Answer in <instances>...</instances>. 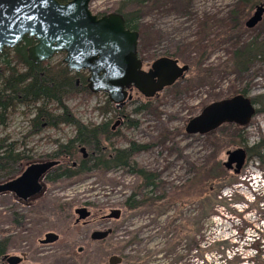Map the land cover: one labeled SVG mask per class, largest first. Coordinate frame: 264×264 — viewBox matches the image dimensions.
<instances>
[{
	"label": "rangeland",
	"instance_id": "rangeland-1",
	"mask_svg": "<svg viewBox=\"0 0 264 264\" xmlns=\"http://www.w3.org/2000/svg\"><path fill=\"white\" fill-rule=\"evenodd\" d=\"M135 1L93 0L90 10L98 16L127 8L135 11ZM149 1L146 8H137L139 24L145 30L139 35L138 56L148 70L166 53L192 50L189 57L178 59L181 67H189L185 77L155 99L147 100L134 92L122 110L111 102L108 107L104 93L73 97L67 106L83 124L107 125L111 135L104 147L125 149L135 142L149 148L138 154L135 162L139 169L158 177L161 187L153 195L157 198L171 196L173 188L191 180L193 166L211 160L207 139L189 137L185 132L208 106L242 93L255 104L256 113L248 126L226 133L234 144L217 155L222 165L229 151L250 148L264 138V56L255 57L241 69L232 60L235 53L250 46L264 48V18L254 29L246 27L254 7L244 22H232L229 15L240 0ZM258 5H264V0ZM201 55L200 64L195 66ZM64 58L61 53L50 61L55 64ZM142 105L146 110L136 113ZM103 107L109 112L102 114ZM31 119L20 110L11 116L6 128H0V140L7 138L16 143V153L26 151L33 157L20 165L15 176L2 182L18 178L30 164L44 162L43 157L53 153L58 142L66 143L75 136V130L67 126L43 128L40 134L30 135ZM227 174L235 184L222 190L218 199L226 201L209 219L202 214L200 204L187 200L188 194L181 198L185 201L181 205L127 211L126 199L138 193L142 184L138 176L120 169L47 180L42 184L44 194L28 200L0 194V239L11 237L13 246L8 255L30 250L26 264H109L112 257L122 259L121 254L128 259L121 264H261L264 248L262 257L254 259L252 243L259 234L264 237V201L256 200L264 196V164L257 158L247 159L239 175ZM84 207L92 213L90 224L75 226V211ZM112 211H120L121 218L103 221L102 217ZM17 216L23 220L22 228L13 223ZM107 230H111L107 238L92 239L94 233ZM47 233L59 235L60 241L36 250ZM224 242L228 244L208 250L214 243ZM80 248L82 253H78Z\"/></svg>",
	"mask_w": 264,
	"mask_h": 264
},
{
	"label": "trees",
	"instance_id": "trees-1",
	"mask_svg": "<svg viewBox=\"0 0 264 264\" xmlns=\"http://www.w3.org/2000/svg\"><path fill=\"white\" fill-rule=\"evenodd\" d=\"M57 1L60 4H67L71 0ZM178 1L183 3L187 0ZM259 1L240 0L235 5V10L229 15L232 22L237 24L244 22L249 12L258 6ZM135 3V11H129L127 8L120 9L116 13L123 16L128 30L137 32L141 36L145 30L139 24L141 15L137 8L144 9L151 2L149 0H138ZM204 24V28L209 26L208 23ZM35 44L33 38L25 37L17 47L14 49L6 48L0 54V128H6L10 123L11 116L16 114L17 111L23 110L24 115L32 116L29 123L30 135L40 134L43 128L58 130L67 126L75 130L74 138L63 144L58 142L56 150L43 157L45 162H58L49 171L46 180L56 182L60 179H72L94 171L108 172L120 169L138 176L142 184L138 193L131 194L126 199L124 207L127 211H138L144 207L163 208L171 203L181 205V203H185L184 200L182 202L181 198L184 194H188L190 196L187 200L190 203L200 204L205 218L209 219L217 214L218 208L223 206L226 201L223 198L218 199L221 197L222 190L225 187L234 185L235 182L232 181L231 177H228L227 171L216 158L219 153L234 144L228 139L226 133L231 132V130L237 133L240 128L234 126L222 127L208 136L206 139L211 146V160L204 165L193 166L191 180L180 187L173 188L171 196L154 198L155 191L161 187L158 177L151 172L139 169L138 164L135 162V157L149 148L135 142H130L125 149H116L114 145L109 149L104 147V143L107 142L105 139L109 138V134L111 135V132L107 130V125L83 124L67 106L68 100L73 99V97H89L91 94H96L89 88L87 73H72L62 61L55 64L51 61L41 64L29 61L28 50ZM191 54L192 50H179L172 54L166 53L165 56L178 60L189 57ZM257 56H264L262 45L250 46L249 49L235 53L232 60L234 66L241 69ZM201 58L202 55L197 59L198 61L195 60V66L200 64ZM242 94L246 96L244 93ZM110 105V101H107V106ZM144 110H146V107L142 105L135 112L139 113ZM108 112L109 109L106 107L101 109L102 114ZM130 125L137 126L133 123H130ZM120 136L119 134L115 138ZM82 148L87 150L88 157L86 159L83 156L82 158L79 157ZM245 150L247 151L248 160L257 158L259 163L264 164V138ZM16 152V143L10 142L7 138L0 140V184L4 183L2 181L5 179L15 176L22 163L33 160V157L30 158L26 155V151ZM75 162L76 166H74ZM143 191L146 194H143ZM256 200L259 203L260 201L263 202L264 196H258ZM12 220L15 226L23 227L24 223L20 217L17 216ZM184 228L185 226H183V230ZM227 244L228 242L214 243L208 250ZM12 246L11 237L0 239V263ZM252 247L254 259H260L262 257L261 248H264L263 235L259 234L254 239ZM121 256L123 261L127 259L123 254ZM235 257H237L236 254ZM261 264H264V261Z\"/></svg>",
	"mask_w": 264,
	"mask_h": 264
},
{
	"label": "water",
	"instance_id": "water-1",
	"mask_svg": "<svg viewBox=\"0 0 264 264\" xmlns=\"http://www.w3.org/2000/svg\"><path fill=\"white\" fill-rule=\"evenodd\" d=\"M92 1L71 0L67 4H60L57 0H0V54L6 48L17 47L25 37L33 38L36 44L28 50L29 61L41 64L64 53L63 62L70 72H88L90 90L106 94L110 102L118 106L125 104L126 90L131 87L141 95L153 98L172 87L178 79L184 78L189 67H179L176 61L169 58H160L153 63L149 72L143 71L138 58L139 34L128 30L123 16L117 13L102 17L93 15L90 11ZM263 15L264 5H259L246 22V27L254 29ZM255 113L251 100L237 95L208 106L188 126L192 134L212 130V122L215 126L225 122L247 126ZM80 152L84 159L88 157L85 148ZM226 156L224 168L239 175L246 164L247 152L237 149L229 151ZM57 164L47 162L38 167L46 172ZM34 177L29 175L26 180L34 184ZM17 181L1 184L0 194L17 193L22 188ZM76 214V224L86 221L91 215L87 208L78 209ZM120 215V211H114L111 217L118 219ZM110 233H94L92 238L103 239ZM59 239L57 234L47 233L39 243L50 246ZM78 251L83 252V248ZM5 258L8 264H20L22 261L15 256ZM121 263L120 258L112 257L109 260V264Z\"/></svg>",
	"mask_w": 264,
	"mask_h": 264
},
{
	"label": "flooded vegetation",
	"instance_id": "flooded-vegetation-1",
	"mask_svg": "<svg viewBox=\"0 0 264 264\" xmlns=\"http://www.w3.org/2000/svg\"><path fill=\"white\" fill-rule=\"evenodd\" d=\"M139 40H140V36H139V38H138V43H139ZM163 57H166V56H163ZM163 57H160V58H163ZM138 58L140 59V57L138 56ZM166 58H169V59H171V60H173V61H176L177 62V65L179 66V67H181L180 66V64H179V61L178 60H176V59H173V58H170V57H166ZM141 60V62H142V70L143 71H145V72H149L150 70H151V67H152V65H153V63L156 61H154L153 63H152V65H151V67L148 69V70H145V68H144V62H143V60L142 59H140ZM158 60V59H157ZM185 77V76H184ZM183 79V78H182ZM181 79H178L176 82H175V84L178 82V81H180ZM174 84V85H175ZM168 89V88H167ZM166 90V89H165ZM164 91V90H163ZM162 91V92H163ZM134 92H136V93H138L139 94V92L134 88V87H131V88H129V89H127L126 90V100H125V104L123 105V106H118V105H116V104H114L115 105V107H116V109H118V110H122L131 100H132V97H133V93ZM161 92V93H162ZM160 93V94H161ZM160 94H158V95H156V96H154L153 98H148V97H145V96H143L145 99H147V100H151V99H155V98H157V97H159V95ZM131 96V99H129V97ZM251 100V99H250ZM251 102H252V104L254 105V103H253V101L251 100ZM202 113H203V111H202ZM202 113H201V115H202ZM189 125V124H188ZM186 126V128H185V132H186V134L189 136V137H193V136H201V137H203V138H207L208 136H210V135H212V134H214L218 129H220V128H222V127H227V126H234V127H236V128H244V127H247V126H240V125H238V124H235V123H227V122H225V123H223V124H221L220 126H215V124H214V122H212V130H210V131H208V132H205V133H203V134H192L191 133V131H190V129H189V126ZM113 129H114V127H113ZM45 163H47V162H37V163H33V164H30L27 168H26V170L24 171V173L21 175V176H19L18 178H16V179H13V180H11V181H8V182H6V183H9V182H12V181H16V180H18L17 182H19L18 184H20V186L22 187L17 193H10V194H12V195H14L15 197H17L18 199H25V200H28V199H31V198H33V197H38V196H41L42 194H44V192H42V184L44 183H46V177H47V174L49 173V171L52 169H50V170H48V171H46V172H42L41 171V169L38 167L39 165H42V164H45ZM28 170H31V171H29V175H34L35 177H34V184H31L30 182H28L27 180H26V178H28V174L26 173ZM33 170V171H32ZM27 174V175H26ZM5 182L4 183H2V184H6ZM1 185V184H0ZM84 208H86V207H84ZM79 209H81V208H79ZM78 210V209H77ZM77 210L75 211V214H76V212H77ZM87 210L91 213V211L87 208ZM113 212L114 211H112V212H110V214L109 215H107V216H104V217H102V220L103 221H111V220H118V219H120L121 218V215L119 216V218L117 219V218H112L111 216L113 215ZM76 216H77V214H76ZM91 216H92V213H91V215H90V217L86 220V221H84V222H80V223H78V224H76V221H77V219H76V221H75V226H82V227H84V226H88L89 224H90V221H88L90 218H91ZM77 218H78V216H77ZM108 231H111V230H107V231H104V232H99L101 235H103V234H105L106 232H108ZM111 234V233H110ZM109 234V235H110ZM100 235V236H101ZM108 235V236H109ZM59 236V235H58ZM108 236H106V237H104L103 239H105V238H107ZM93 239V238H92ZM41 240V239H40ZM39 240V241H40ZM39 241H38V244H39V246L37 247V249L36 250H45V249H47V247L48 246H43V245H41L40 243H39ZM59 241H60V239H59ZM58 241V242H59ZM57 242V243H58ZM57 243H55V244H57ZM55 244H53V245H55ZM51 246V245H50ZM31 251L30 250H23L22 252H20L19 254H16V255H6V256H15V257H19V258H21L22 259V261L20 262V264H26L28 261H29V259H30V256H31ZM78 253H79V251H78ZM82 253V252H81ZM6 256H4L3 258H2V260H1V263L0 264H8L7 263V260H6ZM122 263H123V259H122Z\"/></svg>",
	"mask_w": 264,
	"mask_h": 264
},
{
	"label": "bare ground",
	"instance_id": "bare-ground-1",
	"mask_svg": "<svg viewBox=\"0 0 264 264\" xmlns=\"http://www.w3.org/2000/svg\"><path fill=\"white\" fill-rule=\"evenodd\" d=\"M83 72V71H82ZM89 77V76H88Z\"/></svg>",
	"mask_w": 264,
	"mask_h": 264
}]
</instances>
